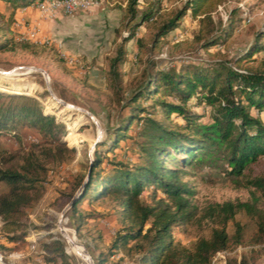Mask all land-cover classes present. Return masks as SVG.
<instances>
[{"label": "trees", "instance_id": "16d2710c", "mask_svg": "<svg viewBox=\"0 0 264 264\" xmlns=\"http://www.w3.org/2000/svg\"><path fill=\"white\" fill-rule=\"evenodd\" d=\"M32 1L0 0L11 7L8 14L0 10V50L12 49L16 42L11 36L14 12ZM161 1L157 0V5ZM165 1H179L180 5L156 27L150 41L152 48L178 26L186 12L197 19L192 43L204 51L223 43L244 20L242 10L237 13L235 7L224 23L215 25L211 13L226 0ZM134 3L128 0L126 6L125 25L132 23L127 35L108 59L105 79L115 90L121 84L123 43L133 37L137 26L154 16L149 9L139 14V22H134ZM263 38L264 27L254 33L245 50L228 61L210 65L186 60L167 69L151 68L130 90L120 107L125 112L106 128V138L95 143L84 174L75 179L68 194L72 203L67 210L76 232L89 215L78 208L83 199L89 203L108 199L120 225L105 251L93 252L96 246L91 247L92 264H108L109 257L117 252L136 264H213L215 253L237 245H248L249 255L238 259L226 256L223 264H249L261 254L256 246L264 243V172L244 180L248 198L207 202L201 207L192 202L194 190L183 178L197 167L215 165L218 159L224 162L225 172L240 176L247 164L264 156V54L253 58L264 53ZM201 103L209 110V119L204 122L199 121L203 112L196 113L189 107ZM172 115L180 122L172 121ZM134 121L138 125L133 137L127 131ZM18 127L33 130L39 141L32 142L31 148L20 155V163H11L13 156H0V183L5 187L0 192V237L8 242L24 238L25 210L39 199L49 166L74 152L62 138L63 123L44 112L35 97L0 91V136L16 135ZM128 138L134 141L135 148L130 149L133 156L118 158L114 151L120 141ZM143 191H148L145 197ZM238 213L252 220L251 234L246 235L243 226L234 220ZM228 222L233 225L231 234L226 231ZM189 223L204 225L208 234L186 247L173 240V229ZM47 237L41 242L42 261L69 264L60 239ZM0 249H5L1 241Z\"/></svg>", "mask_w": 264, "mask_h": 264}, {"label": "rangeland", "instance_id": "374dc122", "mask_svg": "<svg viewBox=\"0 0 264 264\" xmlns=\"http://www.w3.org/2000/svg\"><path fill=\"white\" fill-rule=\"evenodd\" d=\"M156 1L135 0L134 22H139V14L149 9L154 16L137 26L133 37L123 43L125 60L119 65L121 84L118 90L113 89L105 77L108 59L115 54L117 45L132 24L125 25L128 0H103L98 7L73 15L59 12L51 17L44 16L34 7L29 14L17 13L16 16L14 12L11 36L16 42L12 44V49L0 50V91H16L35 97L44 112L53 114L63 123L65 134L62 138L74 148V152L64 161L49 166L39 199L25 210L24 238L8 242L0 237L5 245V249H0L3 264H46L40 253L41 242L47 241L48 235L60 239L69 264H89L85 252L90 257L93 245L96 246L93 252L105 251L114 232L120 228L112 202L105 199L89 203L83 199L78 208L89 215L78 232L66 206L68 194L75 179L84 174L95 143L106 138V128L111 127L118 115L125 112L120 108L124 98L142 80L145 71L167 69L186 60L210 65L218 60L228 61L245 50L254 33L264 27V0H226L220 4V10L216 11V7L211 13L216 26H220L219 22L224 23L228 12L235 7H238L237 13L243 9L246 18L220 45L204 51L192 43L197 19L186 12L178 26L152 48L150 41L156 27L169 16L170 10L180 5L179 1L162 0L158 5ZM10 8L0 2V10L4 13L8 14ZM18 20L23 21L21 31L15 26ZM31 24L38 27L35 37L26 33ZM263 54L259 52L253 58L259 59ZM165 97L173 100L170 96ZM142 104L145 105V102ZM189 107L196 113L203 112L199 121L209 119V110L202 103L189 104ZM155 116L159 117V114ZM172 121L180 122L176 115H172ZM137 125L134 121L127 134L134 137ZM15 132L16 135L0 136V156H13V164L20 163V155L31 148L32 142L39 141L38 135L29 128L18 127ZM131 148H135L134 141L128 138L120 141L114 152L118 158L131 159ZM224 166V162L218 159L215 165L197 167L183 178L194 190L191 200L197 207L207 202L248 198L249 189L244 180L264 172V156L247 164L240 176L229 175ZM4 190V185L0 183V192ZM146 192L143 191L142 197L146 196ZM234 220L243 226L246 235L253 232L252 220L243 213L236 214ZM232 230V222H228L227 233L231 234ZM207 234L208 229L204 225L198 227L189 223L173 229V240L189 247L197 237ZM258 247L261 254L249 264H264V243ZM249 249L248 245H237L228 251L215 253L211 262L223 264L226 256L237 259L243 254L248 256ZM115 261L117 264H136L122 252L110 256L107 263Z\"/></svg>", "mask_w": 264, "mask_h": 264}, {"label": "built area", "instance_id": "2783aa9c", "mask_svg": "<svg viewBox=\"0 0 264 264\" xmlns=\"http://www.w3.org/2000/svg\"><path fill=\"white\" fill-rule=\"evenodd\" d=\"M103 0H33L32 1V6L41 15L44 16H54L56 13H62L64 15H73L76 12L79 11H87L91 8H96L98 7ZM30 6V5H28ZM242 9V6L239 5ZM26 7V6H25ZM23 7V9L25 8ZM221 9V5L217 6L216 11ZM243 10V9H242ZM219 15L225 19L224 15L219 12ZM243 16L246 18V12L243 10ZM15 26L21 31L23 27V21L18 20L15 23ZM38 32V27L36 24H31L30 27L27 29L26 33L30 37H35ZM20 40H23V38L19 37ZM0 264H3L1 255H0Z\"/></svg>", "mask_w": 264, "mask_h": 264}, {"label": "crops", "instance_id": "0c3cea01", "mask_svg": "<svg viewBox=\"0 0 264 264\" xmlns=\"http://www.w3.org/2000/svg\"><path fill=\"white\" fill-rule=\"evenodd\" d=\"M33 7H30V6H26L24 9L23 7L20 8V9H16L15 10V15L17 16V13H27L29 14L30 10L32 9Z\"/></svg>", "mask_w": 264, "mask_h": 264}, {"label": "water", "instance_id": "95a60500", "mask_svg": "<svg viewBox=\"0 0 264 264\" xmlns=\"http://www.w3.org/2000/svg\"><path fill=\"white\" fill-rule=\"evenodd\" d=\"M71 203H72V200H70V201L68 202V204H67L66 207H68ZM84 252H85V251H84ZM85 254H86L87 258H88V262H89V264H92V261H91L90 257L88 256V254H87L86 252H85Z\"/></svg>", "mask_w": 264, "mask_h": 264}, {"label": "bare ground", "instance_id": "6f19581e", "mask_svg": "<svg viewBox=\"0 0 264 264\" xmlns=\"http://www.w3.org/2000/svg\"><path fill=\"white\" fill-rule=\"evenodd\" d=\"M72 238V237H71ZM74 242V241H73ZM80 245V244H79ZM81 251V250H80Z\"/></svg>", "mask_w": 264, "mask_h": 264}]
</instances>
